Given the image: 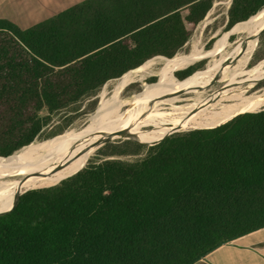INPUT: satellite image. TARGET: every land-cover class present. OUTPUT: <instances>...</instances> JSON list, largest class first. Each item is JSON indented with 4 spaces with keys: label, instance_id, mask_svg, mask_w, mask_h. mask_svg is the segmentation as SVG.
Masks as SVG:
<instances>
[{
    "label": "trees",
    "instance_id": "obj_1",
    "mask_svg": "<svg viewBox=\"0 0 264 264\" xmlns=\"http://www.w3.org/2000/svg\"><path fill=\"white\" fill-rule=\"evenodd\" d=\"M212 5L84 0L26 29L0 19V162L64 134L32 142L52 114L150 59L174 57ZM262 9L264 0H231L227 30ZM209 58L207 52L198 62ZM198 62L169 81L200 75ZM261 109L208 129L136 139L162 138L152 145L109 142L90 160L93 146L57 182L22 193L0 214V264H194L264 230Z\"/></svg>",
    "mask_w": 264,
    "mask_h": 264
},
{
    "label": "rangeland",
    "instance_id": "obj_2",
    "mask_svg": "<svg viewBox=\"0 0 264 264\" xmlns=\"http://www.w3.org/2000/svg\"><path fill=\"white\" fill-rule=\"evenodd\" d=\"M230 4L231 0H213L211 9L208 11L201 23L198 24L199 26L197 25V29L195 28L187 44L171 59H150L132 72L127 73L120 78L107 81L99 90H97L94 95L83 98L79 102L69 105L61 111L52 114L50 123L43 128L40 136L36 137L32 142H41L56 135L62 134L64 132L65 133L52 141L32 144L31 146L41 147L50 144V142L53 143L65 138H78L84 133L87 126L91 123L93 115L102 109H108V112L112 111L114 116H121L124 120L118 123L106 125L104 129L115 126H120L121 129H129V125L132 123V120L137 119L141 114H150L151 111H154L155 114L153 113L151 116L156 118L158 115L160 116L166 114V112L173 108L185 106L188 116L178 119H184L185 121L184 124H181L180 126L163 129L156 121L153 119H148L144 120L143 122L140 121L134 125L131 129H129V132H126V135L135 131L146 134L156 130L157 128L163 132L170 130H177L178 132L194 130L190 127L205 125V123L207 124L205 121L200 123L201 120H205V117L201 119V116L214 114L206 112L211 110L210 108H212L211 111L213 112H219L223 110L222 107L214 108L212 106L216 100H220L217 98L221 95L232 90L242 92V96L233 97L228 101L223 100L225 101L223 104H228L238 101V99H241L242 97H248L253 93L264 90V35L261 37L256 36L255 41L251 43L253 34L248 31L252 25L256 23L260 13L264 9H262L258 14L251 17L243 24L236 26L232 30L231 28L227 30V11L230 7ZM211 39L212 42H209ZM251 49H254V53L252 54L250 64L245 68L246 61L244 63L243 61L247 51ZM207 52H210V58L208 61L205 59L201 62H198L206 56ZM224 60H234V62H229L230 66H233L236 61L241 65L235 69L240 68L241 70L235 71L234 69L233 73L231 72L232 74H226L228 69L224 68L221 70L218 66ZM195 62H198L194 65L196 68H204L203 72L198 75V77L204 75L206 72H209V75L195 80L194 83H192L188 88V91L172 92L170 90H165L162 94L157 96L159 99L145 98L143 100L134 102L125 101L128 97L137 94H145L148 90L153 92L155 88L162 89L159 87H165L166 89L167 85L183 83L188 80L198 78H190L181 82H171L169 81L168 77L177 71L186 69ZM216 76H221V78L215 81L208 80ZM158 79L161 80L158 84L154 86H148L155 84ZM203 80L208 81L201 82ZM260 105H264V103L257 104L254 108ZM254 108H252V110ZM39 114L40 116H45L47 112L45 109H42ZM197 116H200V119L196 118ZM127 139L128 138H116L112 139L113 141H111V143H114L117 140L123 141ZM102 146L96 149L94 154L90 157V160L102 157L98 150L101 149ZM20 149L17 150L12 157L18 155ZM103 150L105 151V149ZM143 153L144 151L141 152V154ZM86 154L83 157H85ZM135 157L137 156H127L125 158L133 159ZM60 174L61 171H58L47 176V178L42 181L41 185L45 187L55 183L59 179ZM28 178L29 176L25 172H0V186L5 187L4 191H0V201H3V199L8 197V190L18 187L13 186L9 188L6 186H11L24 180H28ZM250 235L253 234H249L246 237H250ZM236 241L239 240L230 241L224 245H230L233 247V242ZM257 243L258 242H255L254 244L257 246L259 244ZM255 245H253V247H255ZM207 256H205L206 258L204 257L194 264H209V262L214 263V258L216 255L210 259H208ZM244 256L240 255L238 261H236V264H240L241 262H244L245 264H257L255 260L251 261L248 259V255H246L245 258Z\"/></svg>",
    "mask_w": 264,
    "mask_h": 264
},
{
    "label": "bare ground",
    "instance_id": "obj_3",
    "mask_svg": "<svg viewBox=\"0 0 264 264\" xmlns=\"http://www.w3.org/2000/svg\"><path fill=\"white\" fill-rule=\"evenodd\" d=\"M262 27H264V10H262V12L260 13L256 23L252 25V27L248 30L249 32L253 34L251 38V43L255 41L256 36L258 35ZM248 52L249 50L246 53L243 63L247 59ZM240 65L241 64L235 61V64L226 71V74L233 72L234 69L239 67ZM218 66L220 67V65ZM208 75H209V72H206L204 75H201L199 77L190 76L185 79H190V78H195V77H198V78L191 79L183 83H174L171 85H167L166 89L165 87H159L162 89L155 88L153 92L148 90L146 91L145 94H137V95L128 97L125 101L134 102V101L143 100L145 98L159 99L157 96L162 94L165 90H170L172 92H185V91H188V88L191 86L192 83H194L195 80L202 78L204 76L206 77ZM219 78H221V76H216L208 80L215 81V80H218ZM208 80H203L201 82H205ZM241 93H242L241 91L232 90L218 97L217 99H220V100L218 101L216 100L212 104V106L214 108L222 107L223 110L219 112H213L211 111L212 108L209 107L211 110H208L207 108H205L206 110H208L206 111L207 113H214L208 116H205V115L201 116V119L205 117V120L203 121L201 120L200 123H203L205 121L207 122V124L205 123V125L192 126L190 128L199 129V128L211 127L213 125L224 122L239 114L251 112L252 108H254L257 104L264 103V90H262V91L253 93L252 95L248 97H242L241 99H238V101L228 103V104H223L225 102L223 100L228 101L229 99L233 97L242 96ZM107 110L108 109L99 110L95 115H93L92 117L93 119L91 123L87 126L84 133L81 134V136H79L78 138H75V139L65 138V139H62V140H59L53 143L50 142V144H47L41 147H34L31 145L25 146L20 149V152L18 153V155L12 158H9L7 160L1 161L0 162V172H8V171L25 172L27 173L29 178L28 180H24L14 185L6 186L9 188L13 186H18V187L7 191L8 197L3 199V201H0V206L13 200L14 196L19 192H23L29 189L44 187L41 185L42 181L45 178H47V176L53 173L61 171L59 178H62L66 174L68 169L72 165L77 163L79 160H81V158L93 147L91 146L93 143H95L97 140H101L105 138L107 135H111L112 139L120 138L118 135L119 131L129 132V129H131L134 125H136L140 121L143 122L144 120H148V119H153L163 129H169L174 126H180L181 124H184L185 122L184 119L183 120H178V119H181V117L188 116L186 112V107L179 106L177 108H173L169 110L164 115H160V116L158 115L156 118H153L154 116H151L153 115V113L155 114L154 111H151L152 114L151 113L141 114L137 119L132 120V123L129 125V129H121L120 126H115L112 128L104 129L106 125L124 121L121 116H114L112 114V111L108 112ZM199 117L200 116H197L196 118H199ZM207 120H211V121H207ZM182 129H186V128H182ZM172 131H177V130H170V131L163 132V131H160L159 128H157L156 130L150 133L142 134V133L135 131V132H130L126 136L128 138H134V139H138L144 142H149V141L155 140L156 139L155 137L165 135ZM126 136L123 138H126ZM151 138H155V139H151ZM4 190H5V187L0 186V191H4Z\"/></svg>",
    "mask_w": 264,
    "mask_h": 264
},
{
    "label": "crops",
    "instance_id": "obj_4",
    "mask_svg": "<svg viewBox=\"0 0 264 264\" xmlns=\"http://www.w3.org/2000/svg\"><path fill=\"white\" fill-rule=\"evenodd\" d=\"M82 1L84 0H0V19L7 20L20 29H26ZM237 240L239 241L233 242V247L224 245L208 254V259L216 255L214 263L209 264H236L240 255H248L247 258L251 261L264 264V230ZM255 242L259 244L256 246Z\"/></svg>",
    "mask_w": 264,
    "mask_h": 264
},
{
    "label": "water",
    "instance_id": "obj_5",
    "mask_svg": "<svg viewBox=\"0 0 264 264\" xmlns=\"http://www.w3.org/2000/svg\"><path fill=\"white\" fill-rule=\"evenodd\" d=\"M262 30H264V27H262V29H260V31H259L257 37L259 36V34L261 33ZM259 111H260V110H259ZM174 132H178V131H172L171 133H174ZM171 133H169V134H171ZM169 134H167V135H169ZM118 135H119L120 138H123V137L126 136V132H125V131H119ZM165 136H166V135H165ZM165 136H164V137H165ZM164 137H162V138H164ZM126 138H128V137L126 136ZM162 138H161V139H162ZM128 139H132L133 141H135V142H137V143H140V144H144V145H152V144H155V143H157L158 141L161 140V139H160V140L155 141V142H152V143H142V142L137 141V140L134 139V138H128ZM111 141H113L112 138H111V135H107L105 138H103V139H101V140H97V141H96L95 143H93L91 146H94V147H95V146H98V148H99L100 146H102V145H104V144H106V143H109V142H111ZM29 190H30V189H29ZM26 191H28V190H26ZM26 191H23V192H19V193H17V194L14 196V198H13V202H12V205H11L10 209H9V210H6V211H2V212H0V214H4V213H6V212H9V211L14 207V205H15V203H16L18 197H19L22 193H24V192H26Z\"/></svg>",
    "mask_w": 264,
    "mask_h": 264
}]
</instances>
